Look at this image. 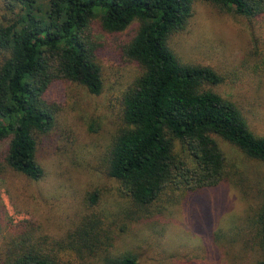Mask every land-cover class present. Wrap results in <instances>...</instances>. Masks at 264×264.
I'll list each match as a JSON object with an SVG mask.
<instances>
[{
    "label": "trees",
    "instance_id": "obj_1",
    "mask_svg": "<svg viewBox=\"0 0 264 264\" xmlns=\"http://www.w3.org/2000/svg\"><path fill=\"white\" fill-rule=\"evenodd\" d=\"M196 1L249 20L264 14V0H7L0 18L5 166L34 181L43 177L37 137L49 134L55 124V108L45 99L53 83L69 81L100 94L101 49L91 28L95 19L113 34L139 23L121 53L141 73L124 96L123 123L105 166L128 202L146 211L163 196L196 193L225 181L229 166L217 139L264 166V137L252 133L233 102L208 88L219 85L221 77L211 68L180 63L167 45L187 26ZM260 196L255 226L263 260L256 264H264V187ZM94 216L68 236L65 254L22 242L7 252L3 264H79L97 244H108L102 241L104 219ZM104 264H137V259L127 252L105 257Z\"/></svg>",
    "mask_w": 264,
    "mask_h": 264
},
{
    "label": "rangeland",
    "instance_id": "obj_2",
    "mask_svg": "<svg viewBox=\"0 0 264 264\" xmlns=\"http://www.w3.org/2000/svg\"><path fill=\"white\" fill-rule=\"evenodd\" d=\"M7 0H0V18ZM138 22L113 34L95 19L92 37L100 44L102 90L90 94L69 82L53 83L46 101L55 124L37 137L36 160L43 177L31 180L3 162L0 142V264L22 242L57 254L67 252L68 236L83 219L103 217V242L79 264H104L105 257L132 253L137 264H256L263 260L255 215L264 187V166L217 139L229 178L196 193L163 196L140 211L122 196L105 172L107 152L122 120V103L141 73L121 48ZM167 45L178 61L211 68L221 83L208 87L233 102L249 129L264 137V14L246 19L213 4L196 1L184 30ZM4 52L0 50V63ZM96 197L91 199V195ZM95 217V216H94ZM62 255V254H61ZM77 263V262H76Z\"/></svg>",
    "mask_w": 264,
    "mask_h": 264
}]
</instances>
